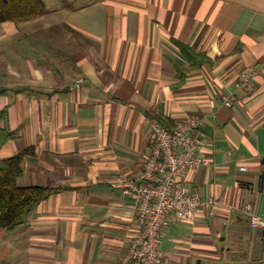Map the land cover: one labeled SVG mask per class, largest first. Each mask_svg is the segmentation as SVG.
I'll use <instances>...</instances> for the list:
<instances>
[{"label": "crops", "instance_id": "1", "mask_svg": "<svg viewBox=\"0 0 264 264\" xmlns=\"http://www.w3.org/2000/svg\"><path fill=\"white\" fill-rule=\"evenodd\" d=\"M44 2L47 15L0 24V159L32 147L19 183L59 190L0 227V264H120L140 231L121 185L153 152V121L189 118L209 163L188 182L215 203L167 229L164 264L260 258L246 205L260 215L248 186L262 169L264 0Z\"/></svg>", "mask_w": 264, "mask_h": 264}, {"label": "built area", "instance_id": "2", "mask_svg": "<svg viewBox=\"0 0 264 264\" xmlns=\"http://www.w3.org/2000/svg\"><path fill=\"white\" fill-rule=\"evenodd\" d=\"M251 85L250 78L239 82L246 88ZM200 126L201 120L195 118L173 128L152 122L153 152L142 172L121 185L135 199L140 231L120 264H163L162 244L167 229L176 220L193 217L215 203L214 199L205 201L188 182L189 171L209 163ZM246 212L254 229L264 227V218L254 212V204L248 203Z\"/></svg>", "mask_w": 264, "mask_h": 264}, {"label": "trees", "instance_id": "3", "mask_svg": "<svg viewBox=\"0 0 264 264\" xmlns=\"http://www.w3.org/2000/svg\"><path fill=\"white\" fill-rule=\"evenodd\" d=\"M49 9L44 0H0V24L8 21L22 23L45 16ZM180 48L193 51L190 46L179 44ZM185 54L187 59L192 60L191 52ZM3 93V91H1ZM6 113V111L4 112ZM159 121L173 128L167 121ZM11 138L7 128H0V140L4 142ZM34 153L29 147L12 157L0 159V227L14 229L27 222L28 215L43 200L59 190L58 187L50 186H24L19 179L24 174L23 162L27 155Z\"/></svg>", "mask_w": 264, "mask_h": 264}, {"label": "water", "instance_id": "4", "mask_svg": "<svg viewBox=\"0 0 264 264\" xmlns=\"http://www.w3.org/2000/svg\"><path fill=\"white\" fill-rule=\"evenodd\" d=\"M257 136H258L257 150L261 156L262 169L260 173L254 176V179L250 181V185L248 186V188L250 192H252V194L255 195L257 200H261L260 215L264 218V123L257 130ZM249 220L251 221L250 218ZM236 256L237 254L233 256V258L238 257Z\"/></svg>", "mask_w": 264, "mask_h": 264}, {"label": "flooded vegetation", "instance_id": "5", "mask_svg": "<svg viewBox=\"0 0 264 264\" xmlns=\"http://www.w3.org/2000/svg\"><path fill=\"white\" fill-rule=\"evenodd\" d=\"M261 257L260 258H253L252 260L250 259L249 261H244L241 260L239 262H237V264H264V259H263V255H264V242H262L261 245Z\"/></svg>", "mask_w": 264, "mask_h": 264}, {"label": "rangeland", "instance_id": "6", "mask_svg": "<svg viewBox=\"0 0 264 264\" xmlns=\"http://www.w3.org/2000/svg\"><path fill=\"white\" fill-rule=\"evenodd\" d=\"M130 247V246H129ZM129 249V248H128ZM122 257V256H121ZM164 261H165V259H164ZM163 264H164V262H163Z\"/></svg>", "mask_w": 264, "mask_h": 264}]
</instances>
